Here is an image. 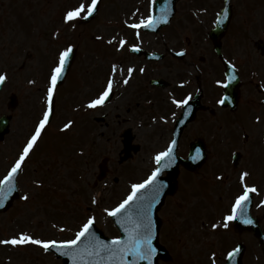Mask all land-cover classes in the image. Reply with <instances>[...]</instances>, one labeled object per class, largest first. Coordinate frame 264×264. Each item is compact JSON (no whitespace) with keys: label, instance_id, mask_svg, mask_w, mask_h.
I'll use <instances>...</instances> for the list:
<instances>
[{"label":"rangeland","instance_id":"obj_1","mask_svg":"<svg viewBox=\"0 0 264 264\" xmlns=\"http://www.w3.org/2000/svg\"><path fill=\"white\" fill-rule=\"evenodd\" d=\"M57 1H59L58 9L55 7ZM73 1L76 5L80 1L87 3L88 0H42L43 9L46 11L45 21L48 20L49 24L46 27L43 26L44 39L36 49L29 48L30 45H26L25 41L21 39L19 31L15 27L17 23L13 16L7 13L6 8L0 10V74L6 76V84L0 91V115L4 113L13 117L10 136L15 137L16 142L13 144L16 146L14 157L18 154L19 147L25 142L35 121L45 108L44 95L47 88L45 84L47 75L44 68L46 69V64H48L47 70L49 69L50 77L53 65L50 67L49 65L50 62H55L57 51L62 52L70 45L78 49V54L67 78L61 86L57 87L55 93L58 118L55 117L50 121L41 141L39 140L40 143L28 157L27 165L19 177L20 197L18 201L8 213L0 218V240L12 238L19 235L16 233L22 231L43 240H68L90 216L95 218L97 226L105 234L109 237L116 236V231L106 215L108 212L106 210L115 208L123 196L128 193L130 185L138 183L152 170L150 163H153V155L161 152L166 143L164 135L158 129L164 125L154 126L151 124V117L156 115V112L162 113L158 111L159 107H174L168 100L167 91L155 90L153 92L143 78L149 79L152 77V73L153 76L162 73L170 78L171 83L175 86L180 81L181 75L176 70L183 67L181 78L190 79L194 84L193 75L197 66L194 60L209 52V48L203 50L201 46L192 43L193 53L186 61L176 63L167 59L160 64L145 65L138 62L137 59L123 55L124 48L117 51L119 49L117 46L118 40L126 35L125 25L145 18L148 0H103L104 4L100 8V15L96 22L86 27H77L75 30L68 28L63 19ZM213 3L215 7L219 8L221 0H215ZM231 4L235 19L245 20L247 0H232ZM57 10L59 12V34L56 38H48L46 30L52 24L51 16L55 17ZM197 10L204 12L199 17L203 18L204 30L208 29L207 18L210 12L204 6L196 5V0H180L176 14L169 26L160 35L146 36L142 42L146 46L153 45L154 48H162V43L168 47L171 39L172 41L180 40L179 37L186 35H190L195 41V33L200 31L193 27L192 23L196 22L190 20V13ZM258 24L257 35L251 41L258 37L264 41L263 7L258 12ZM35 26L36 24L32 25L33 29ZM231 35L230 31L224 40L226 46H229L228 39ZM173 46L172 49L181 47L178 43L175 47ZM248 48L252 57V65H254L259 53L251 42L248 43ZM197 50H202L198 57H196L197 54H194ZM227 57L229 58L230 55ZM129 62L135 65L136 69L133 68L134 73L129 79V83L124 84L122 78L125 71L132 67L129 66L131 65ZM174 64H179V66L175 69ZM113 65H116L117 69L119 68V76L114 77L113 99L104 107L87 108L86 103L102 92L106 78L111 76L109 69ZM140 65L145 67L146 71L152 70L149 77L142 75ZM204 65H208V62L206 61ZM204 72L200 75L204 82L213 80V75L205 70ZM48 83L50 84V79H48ZM194 87L196 86L194 85ZM150 91L152 94L149 93ZM171 91L169 89V92ZM207 92L204 91L205 94ZM9 93H15L18 96V106L14 111H9L6 107ZM212 93H216V99L218 93L216 91H212ZM177 97H181V95ZM155 99H157L156 102ZM248 99L249 96H244L242 104L250 108ZM131 104L132 107H130ZM60 107L62 109L70 107V110H61ZM142 107L147 108L143 109ZM152 108L155 109L153 116H151ZM216 109L221 110L217 107ZM100 117H104L102 124L93 121ZM218 117L199 113L195 121L184 132L185 137H182L179 142L178 155L187 151L186 146L189 142H194L202 137H204V141H207L208 137H214L216 143L208 144L206 147L207 151L215 154L213 157H209L207 164L201 169V173L205 176L199 175L200 180L197 186L194 185V181H191L195 188L188 187V183L181 180L180 184H185L182 190L185 188L186 192L183 193L181 190L176 195L180 203L199 197L201 200L204 196V201L191 203L189 207L184 206L185 221H188L187 232L190 233L191 238L189 235L186 237L182 235L184 232L181 230L183 219L176 220V210L170 213L168 207H165L161 211L160 218L163 221L169 219L168 223L175 230L173 235L168 233L165 240L162 235L161 243L176 255L174 261L162 264H210L216 258L221 264L223 255L220 254H224V251L217 245V237L210 226L214 222H218L220 211L226 209V203L223 204L219 199L214 201V197L220 191L230 192L232 189L228 183L232 174V169L228 167V157L229 151L233 147H231L232 140L228 138L230 133L225 131L228 129V124H221L223 129ZM256 117L261 119L259 124L255 121ZM122 118H125V122H119ZM131 118L136 121L129 122L128 120ZM226 120L229 119L226 118ZM144 121L149 124L142 125L140 128L134 126L136 123L144 124ZM65 124H70V128L65 129ZM128 125L133 126L141 148L134 158L123 164H118V152L121 149L119 136ZM60 128L67 131L57 136L56 131ZM209 128L211 129L208 130ZM140 130L146 131L139 134ZM148 130L151 132L150 135ZM245 131L246 133L239 130L235 137L244 133L248 138V143L253 142V135L264 137V116L253 111ZM257 147H262V149L253 148L252 154L254 155V150H259L264 155L263 142H260ZM10 151L7 154L9 158L12 156L9 154ZM219 156L226 157L227 164H223L220 158L215 159ZM104 157L110 159L108 163L110 175L104 182L94 184L98 171L97 164ZM5 160L6 154H0V168ZM3 171L0 170V177ZM218 175L228 178L225 182H218L216 179ZM208 177H211L212 180ZM25 195L28 196V200L23 199ZM201 212L203 213L201 214ZM258 212L253 210V213ZM200 217H202L204 225L207 226L202 227L199 224L200 234H197L196 229H192L191 222L198 221ZM262 222L264 225V220ZM206 229H209V232ZM53 235L54 237H52ZM196 237H204L208 241V248L205 253L200 251L192 255L190 252L196 248L195 244L202 247L207 246L206 241ZM249 242L251 251L245 258V264H262L254 244L255 241L251 239ZM4 252L7 253L10 264H58L52 255L40 251L31 244L24 246L0 244V253Z\"/></svg>","mask_w":264,"mask_h":264},{"label":"snow or ice","instance_id":"obj_2","mask_svg":"<svg viewBox=\"0 0 264 264\" xmlns=\"http://www.w3.org/2000/svg\"><path fill=\"white\" fill-rule=\"evenodd\" d=\"M155 2V0H153ZM99 0H91L90 4L81 2L77 7L68 10L64 14V22L72 25L78 19H88L92 17L98 10ZM162 15L160 19H156L154 16L149 15L147 19H141L138 23H132L128 26L133 29L143 28H155L159 23L167 21L168 10L166 8L161 9ZM136 35L139 37V32ZM127 43L126 40H120L119 46L121 48ZM133 51H140L139 46L133 45ZM72 47L65 48L58 58V63L52 68L50 73V84L47 89V101L48 108L43 114V118L39 121L38 126L35 129L34 134L31 135L26 145L23 147L19 158L15 161L14 166L8 172L2 180H0V208H3L5 202L9 196L16 190L15 177L21 170L26 159L29 157L30 152L33 150L38 139L41 137L45 126L49 123V117L53 111V96L57 88V83L61 79L65 67L67 66L68 60L72 54ZM183 54V53H181ZM113 73L117 71V66L113 65ZM134 69H128V77L130 78ZM144 71L143 68L140 69ZM236 77H228V83ZM6 80V76L0 75V84H3ZM124 84L129 83V79H124ZM217 83H221L218 81ZM227 87V84H224ZM113 88V81L109 79L107 86L104 91L98 96V98L90 100L88 107L102 106L106 99L109 97ZM192 99L191 95L183 100H174L173 102L178 106H184L189 103ZM228 97L225 96L218 101L220 105H224L225 100ZM190 111V110H189ZM259 120V117L257 118ZM70 124H65V129L70 128ZM176 141H172V144L165 150L159 152L155 156V162L157 167L149 176L148 179L142 183H134L131 193L124 199L118 206L108 211V215L116 217L120 216V223L124 227L127 233L126 239L114 238L111 241H104L96 236L95 232L92 231L94 224V217H90L82 225L81 229L75 234L74 239H68L65 241L57 242L56 240H42L35 238L28 233H20L19 235L13 236L10 239L0 240V244L11 245V246H24L28 244L41 246L46 252L50 249H57L64 256H69L73 260L74 264H78L80 261H91L92 264H102V262H115V264H139L141 261H146L151 264L153 257L156 255L157 249L153 246L154 238V222L152 219V210L156 203L159 202L160 195L165 185L158 180L160 173L163 169H167L175 164L176 156L174 155V146ZM201 158L199 149L195 150V155L191 157L192 160L196 161ZM248 176L247 172H243L240 176L241 181ZM256 188L245 186L243 194L237 196L235 203L231 209V214L225 216L224 228H228L229 223L239 215V218L243 223L251 225L253 220L247 215L246 202L249 200V193L255 192ZM138 193L140 195H138ZM24 200H28V196L23 197ZM95 202V201H94ZM133 202H136L135 208H131ZM213 228L217 225L213 224ZM236 251H239L237 249ZM232 253H229L231 256ZM131 257V259H129ZM214 264V261H213Z\"/></svg>","mask_w":264,"mask_h":264},{"label":"water","instance_id":"obj_3","mask_svg":"<svg viewBox=\"0 0 264 264\" xmlns=\"http://www.w3.org/2000/svg\"><path fill=\"white\" fill-rule=\"evenodd\" d=\"M135 206H136V202H133V204L131 205V208H135ZM155 210H157V209H154L153 208V210H152V219H153V215H154V212H155ZM113 219L115 220V222L117 223V225L120 227V224L118 223L119 221H120V216L118 215V216H116V217H113ZM121 228V227H120ZM95 232V231H94ZM96 233V232H95ZM96 236L97 237H99V239H101L100 238V234H97L96 233ZM127 238V233L124 231L123 232V237H122V239H126ZM102 240V239H101ZM153 242V241H152ZM157 253V252H156ZM60 257H62L63 259H64V261H65V264H74V262H73V260L71 259V257H69V256H64V255H62L61 253L60 254H58ZM157 255V254H156ZM156 255L153 257V260H152V262H151V264H153L154 263V261H155V259L157 258L156 257ZM129 259H131V257H129ZM78 264H92V262L91 261H80V262H78ZM102 264H109V262H102ZM112 264H115V262H112ZM139 264H148V262H146V261H141V262H139Z\"/></svg>","mask_w":264,"mask_h":264}]
</instances>
